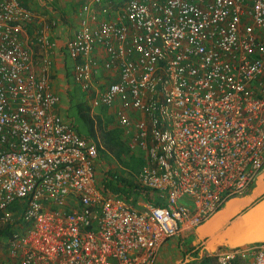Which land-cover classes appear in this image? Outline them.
Instances as JSON below:
<instances>
[{
	"label": "built area",
	"instance_id": "built-area-1",
	"mask_svg": "<svg viewBox=\"0 0 264 264\" xmlns=\"http://www.w3.org/2000/svg\"><path fill=\"white\" fill-rule=\"evenodd\" d=\"M82 1L61 48L91 114L112 112L143 161L133 180L150 200L99 188L100 141L63 113L49 62L37 68L59 20L30 37L37 15L0 0V264H153L264 170V0ZM215 260L264 264V244Z\"/></svg>",
	"mask_w": 264,
	"mask_h": 264
},
{
	"label": "crops",
	"instance_id": "crops-1",
	"mask_svg": "<svg viewBox=\"0 0 264 264\" xmlns=\"http://www.w3.org/2000/svg\"><path fill=\"white\" fill-rule=\"evenodd\" d=\"M83 2L82 0H21L23 6L37 15L34 24L28 28L30 37L52 20L57 19L60 22L53 40L59 50L57 48L54 52H44L34 48L33 51L38 69L45 61L49 62L46 71L50 76V88L60 97L63 113L65 112L67 116L71 107L69 94L73 92L75 85L67 80L66 54L61 46L65 39L76 31L79 24L78 10ZM101 51L102 48H99V52ZM107 77L108 80L117 79L115 72L108 73ZM85 102L88 104V99L85 98ZM96 111L100 113L99 110ZM106 112L112 117L108 128L117 129L114 115L112 112ZM97 114L94 115V112L91 114L90 109L93 118ZM98 140L101 141L99 135ZM105 177H100L102 180L98 182L99 174L97 175L101 189H104ZM260 244H264V170L246 195L231 199L222 210L205 223L191 230L186 229L182 236L165 242L157 252L153 264H205L206 260L216 262V249Z\"/></svg>",
	"mask_w": 264,
	"mask_h": 264
},
{
	"label": "trees",
	"instance_id": "trees-1",
	"mask_svg": "<svg viewBox=\"0 0 264 264\" xmlns=\"http://www.w3.org/2000/svg\"><path fill=\"white\" fill-rule=\"evenodd\" d=\"M67 64V80L70 84L73 83L72 79V62L66 56ZM75 89L69 94L70 100V112L71 109L77 120L76 129L77 132L84 138L97 142L98 135L100 138V145L98 151L100 156L106 155L111 158H115L120 162L129 163V169L126 173L127 177L119 176L111 171L107 174L108 179H104V190L111 192L114 196L122 197L129 201L132 196L145 197L146 201L150 200L149 192L142 190L139 185L134 182V176L139 173L142 168L143 161L131 154L127 146L122 140V132L117 129H109L108 125L112 121V117L107 115L105 109H99L97 119H94L90 115V106L85 102V95L81 92L78 86H74ZM104 110V111H103ZM67 116L68 119H73L72 112ZM101 116H105L104 120ZM73 121V120H72ZM127 160V162H125ZM10 235L9 228L5 227L2 231L3 238ZM212 260H206L205 264H211ZM233 264H241L240 261H236Z\"/></svg>",
	"mask_w": 264,
	"mask_h": 264
},
{
	"label": "rangeland",
	"instance_id": "rangeland-1",
	"mask_svg": "<svg viewBox=\"0 0 264 264\" xmlns=\"http://www.w3.org/2000/svg\"><path fill=\"white\" fill-rule=\"evenodd\" d=\"M118 1H120V0H115L116 3ZM71 112H72V116L74 117L73 123L75 125H77V120L75 118V115L73 114L72 109H71ZM100 118H105V116H101ZM94 119H97V117H94ZM125 162H127V160H125ZM128 164H129L128 162L124 164V162H120L119 160H117L115 158H111V157L106 156V155L100 156V163H99L98 170H97V175L99 174L98 182H101L102 178L104 176H106L110 171L112 173L118 174L119 176H122L124 178L127 177L126 173L128 172V169H129ZM100 177H102V178L100 179ZM4 229H5L4 225L0 223V257L1 256L4 257V255H6L5 245H6V241L8 238L7 237H5V238L1 237L2 231ZM211 264H217V263L213 261ZM241 264H247V263L241 262Z\"/></svg>",
	"mask_w": 264,
	"mask_h": 264
}]
</instances>
